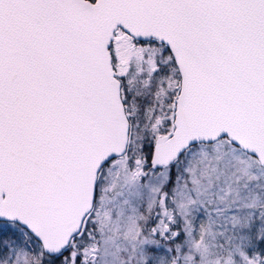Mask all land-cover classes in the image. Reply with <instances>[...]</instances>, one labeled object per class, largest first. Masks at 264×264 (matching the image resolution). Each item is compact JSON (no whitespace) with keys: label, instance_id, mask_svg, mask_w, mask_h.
<instances>
[{"label":"snow or ice","instance_id":"snow-or-ice-1","mask_svg":"<svg viewBox=\"0 0 264 264\" xmlns=\"http://www.w3.org/2000/svg\"><path fill=\"white\" fill-rule=\"evenodd\" d=\"M0 264H264V0H0Z\"/></svg>","mask_w":264,"mask_h":264}]
</instances>
